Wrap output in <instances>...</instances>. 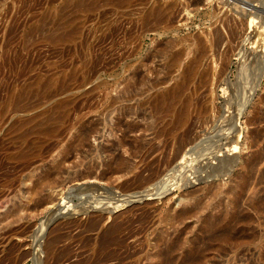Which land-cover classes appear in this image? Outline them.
<instances>
[{
	"label": "rangeland",
	"instance_id": "obj_1",
	"mask_svg": "<svg viewBox=\"0 0 264 264\" xmlns=\"http://www.w3.org/2000/svg\"><path fill=\"white\" fill-rule=\"evenodd\" d=\"M216 1L0 0V264H157L154 254L175 233L179 261L209 222L233 212L242 219L239 244L210 246L202 264H264V73L238 123L243 137L230 175L196 181L160 200L153 196L160 179L121 187L137 173L147 177L129 149L150 141L146 128L162 125L151 97L163 96L190 67L191 42L210 31L207 16ZM231 1L244 7L242 1L254 0ZM248 19L239 22V36L248 33ZM176 54L180 63L166 65ZM192 87L188 97L198 101L204 89L193 93ZM25 89L30 94L17 105ZM253 119L258 122L250 125ZM115 160L137 170L116 180L110 175ZM238 180L239 192L246 186L234 211ZM185 198L189 211L204 210L178 225L175 212ZM115 226L124 228L118 245L109 256L94 257V244Z\"/></svg>",
	"mask_w": 264,
	"mask_h": 264
},
{
	"label": "bare ground",
	"instance_id": "obj_2",
	"mask_svg": "<svg viewBox=\"0 0 264 264\" xmlns=\"http://www.w3.org/2000/svg\"><path fill=\"white\" fill-rule=\"evenodd\" d=\"M234 1L237 2V0ZM216 2V7L212 8L207 16L209 21L206 22L210 27V31L202 36H194L191 42L193 53H195L190 67L180 73L177 82L169 86L167 92L165 91L166 94L164 93L165 95L159 96L156 94L157 90L156 95L153 94V97H151V102L154 105V118L156 122L162 121V125L146 128L145 132L151 138L150 141L144 143L140 140L135 142L137 143L136 148L132 146L133 151L132 148L129 149L130 155L139 159L142 169L148 172V175L142 177V174L137 173L127 183L121 185V187H125L124 189L134 186H147L160 179L158 187L153 185L156 187L153 188L155 189L153 196L156 195L157 199L160 200L161 197L174 190H185L187 186L196 181L206 182L208 179L228 176L232 173L238 159L236 154L240 150V139L243 137L242 130L238 128V123L253 103L256 97L255 94L263 80L264 19L259 14L263 12L264 0L242 1L244 7L234 5L232 1L230 3L228 0H218ZM163 12L165 13L164 10ZM245 18H249L247 22L249 31L246 35L239 36V22ZM253 38L256 39L253 40ZM249 52L254 53L250 58L248 56ZM164 53V50L159 51L158 55L164 57ZM135 54L136 48L131 47L130 56ZM210 58L215 59L213 66L208 64L203 70H199L198 67L201 62ZM180 59L181 54H176L164 60L167 62L166 65H178ZM231 68L233 71L229 70ZM210 72H214L212 76L209 75ZM232 76L233 79L231 80ZM156 84L161 85L163 81ZM134 86L136 87V85ZM189 87H192L193 93L204 89V93L198 101H195L191 96L188 97ZM132 88L131 85L127 87L126 96L129 100L134 98L133 95L131 97ZM218 88H220V97L215 94ZM29 94L30 90L25 89L17 105L21 104ZM160 94L162 93L160 92ZM215 100H219L221 103L217 105ZM137 106L141 107V104L138 102ZM257 122L253 119L249 124L252 125ZM258 137L259 135L255 134L253 141L257 142ZM130 146L128 145V148ZM149 159H151L150 162H148ZM115 161L117 162L116 168L110 171V175L114 176L116 180L127 177L137 170L136 166L127 161ZM252 165L253 162L250 163L251 167ZM261 179L264 181V172ZM237 184L236 193L231 203L234 211L239 206V193H242L246 186L245 183L239 192V180ZM41 189V187H37L35 192H39ZM125 193L127 194V192ZM215 197L216 195H213L212 200ZM183 201L184 204L180 206L181 210L175 212L174 222L178 225L197 217L204 210V206H200L195 211H189L185 206L190 199L185 198ZM232 214L234 216L229 218L220 216L209 222L207 230L201 234L196 243H190L186 252L182 253L179 261L176 259V254L181 248L180 235L177 233L164 247H160L156 251L153 258H156L157 264H202L206 252L211 250L210 246L239 244L238 228L242 219H239V213L233 212ZM100 221L101 219L95 221L98 228ZM110 230L112 231H110L109 238H103V243L96 242L97 244H94L95 248L92 250L94 251V257L109 256L111 253L110 248L118 245L119 241L116 236L122 233L123 226H115ZM164 255L165 257H163Z\"/></svg>",
	"mask_w": 264,
	"mask_h": 264
}]
</instances>
